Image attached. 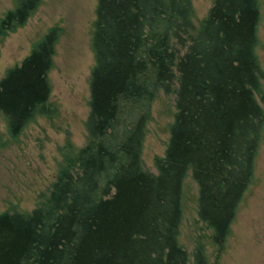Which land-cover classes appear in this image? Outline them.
I'll list each match as a JSON object with an SVG mask.
<instances>
[{"label": "trees", "instance_id": "trees-1", "mask_svg": "<svg viewBox=\"0 0 264 264\" xmlns=\"http://www.w3.org/2000/svg\"><path fill=\"white\" fill-rule=\"evenodd\" d=\"M41 3L15 0L0 18V49ZM193 13V0L98 1L88 141L78 151L68 142L35 209L0 213V264H214L201 239L192 255L179 241L190 171L219 261L264 132L261 9L214 0L199 27ZM61 32L51 27L0 79L13 139L57 113L49 74ZM162 90L176 93L177 110L152 173L142 152Z\"/></svg>", "mask_w": 264, "mask_h": 264}, {"label": "rangeland", "instance_id": "rangeland-1", "mask_svg": "<svg viewBox=\"0 0 264 264\" xmlns=\"http://www.w3.org/2000/svg\"><path fill=\"white\" fill-rule=\"evenodd\" d=\"M99 0H42L28 22L4 39L0 49V79L20 64L47 31L62 28L49 77L51 101L57 107L52 118L38 117L13 139L0 113V213L30 212L55 180L68 142L78 151L88 141L86 121L90 113V80L96 64L93 33ZM261 21L257 54L264 71V0H259ZM214 0H193L197 27L207 17ZM15 0H0V18L14 8ZM264 86V79H263ZM261 101V99H260ZM264 107V103L261 101ZM176 93L160 91L152 105L142 159L145 169L157 173L156 156H164L176 113ZM199 185L190 171L183 185V220L180 243L192 252L197 239L206 244L214 264H264V132L255 161L252 183L244 194L224 252L216 262L213 230L198 216Z\"/></svg>", "mask_w": 264, "mask_h": 264}]
</instances>
